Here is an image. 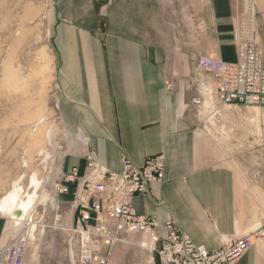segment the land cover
<instances>
[{
	"label": "crops",
	"instance_id": "obj_1",
	"mask_svg": "<svg viewBox=\"0 0 264 264\" xmlns=\"http://www.w3.org/2000/svg\"><path fill=\"white\" fill-rule=\"evenodd\" d=\"M239 1L200 0L183 36L178 28L170 45L149 37L158 30H149L148 25L136 30L131 6L120 11L110 9L109 3L104 25L100 9L97 15L57 14L50 36L54 71L50 116L57 117L65 135L61 180L72 168L78 169V179L73 194L59 195L56 205L46 209L51 218H59L52 230L63 232L65 238L59 244L44 242L62 248L67 264H84L78 261V247L69 244L66 229L77 218L78 197L90 202L82 191L90 152L98 166L112 173L121 172L123 156L136 166L148 157L165 156L162 182L153 183L133 203L137 215L155 219L161 237L169 219L209 251L229 239L264 233V158L258 157L260 150L264 152V108L223 109V146L231 151L219 160L200 128L201 107L193 104L206 99L205 90L214 87L210 74L197 68V60L235 62ZM253 4L257 41L264 48V0ZM160 11L163 20L162 6ZM146 16L148 21L158 18L157 12ZM10 224L0 215V264H5L4 251L20 234ZM141 241L143 236L125 233L110 247L94 251L108 264H159L154 253L139 247ZM23 264L49 261L29 254L28 243ZM235 264H264V237L255 238Z\"/></svg>",
	"mask_w": 264,
	"mask_h": 264
},
{
	"label": "rangeland",
	"instance_id": "obj_2",
	"mask_svg": "<svg viewBox=\"0 0 264 264\" xmlns=\"http://www.w3.org/2000/svg\"><path fill=\"white\" fill-rule=\"evenodd\" d=\"M199 2L133 0L130 6L135 21L132 24L138 31L142 27L145 30L147 25L149 30L151 27L153 31L158 30L149 37L170 45L178 32L183 36L188 21L193 19L194 12L197 13ZM109 3L110 9L115 7L120 11L130 7L129 0H0V197L18 178L26 190L34 176L38 182L36 197L27 218L16 227L21 233L36 223L29 240V254L45 256L49 264H67L62 248L44 242L51 239L59 244L65 238L63 232L52 230L58 225L59 218L46 214V209L57 203L59 194L55 185L61 182L65 152V135L61 134L57 117L50 116L54 108L51 102L54 71L50 36L58 13L70 16L87 11L97 15L100 9L103 16L99 21L106 24ZM161 6L163 20L160 18ZM155 11L158 18L148 21L146 14ZM205 105L197 116L200 128L207 134L216 158L229 157L227 152L231 150L226 151L223 146V109L229 107L216 101L211 106ZM258 157L264 158L262 150ZM244 177L247 178L246 174ZM6 218L11 226L14 225V220Z\"/></svg>",
	"mask_w": 264,
	"mask_h": 264
},
{
	"label": "built area",
	"instance_id": "obj_3",
	"mask_svg": "<svg viewBox=\"0 0 264 264\" xmlns=\"http://www.w3.org/2000/svg\"><path fill=\"white\" fill-rule=\"evenodd\" d=\"M258 35L253 0H240L233 33L235 62L227 65L212 58H199L197 68L210 74L214 87L205 90L206 99H195L193 104L203 107L206 101H212V105L216 101L223 106L264 108V48L258 44ZM87 159L82 191L90 202L85 204L84 198L78 197L77 218L66 229L69 244L78 247L81 263L108 264L107 258L94 249L110 247L125 233L143 236L139 247L154 253L159 264H235L255 238L264 237L262 231H257L229 239L221 248L209 251L195 244L174 219L165 223L166 235L161 237L155 219L137 215L133 203L137 195L147 194L153 183L162 182L165 156L148 157L142 166L123 156L120 173L98 166L91 152ZM77 179L78 169L72 168L55 185L57 193L73 194ZM31 234L30 228L23 230L15 243L5 249V264H23Z\"/></svg>",
	"mask_w": 264,
	"mask_h": 264
},
{
	"label": "bare ground",
	"instance_id": "obj_4",
	"mask_svg": "<svg viewBox=\"0 0 264 264\" xmlns=\"http://www.w3.org/2000/svg\"><path fill=\"white\" fill-rule=\"evenodd\" d=\"M205 104L210 106L212 105V101H206ZM204 106L206 107V105ZM20 179L21 178H18L12 183L10 189L0 197V215L2 214L5 217L8 216L10 221L14 220L15 227L27 218L30 205L34 197H36V191L38 188V182L34 176L31 177L30 183L25 187L26 190L21 186ZM35 224L30 228L32 231L31 236L36 228Z\"/></svg>",
	"mask_w": 264,
	"mask_h": 264
}]
</instances>
